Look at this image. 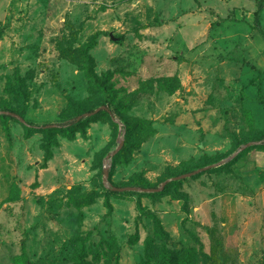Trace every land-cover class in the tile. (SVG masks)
<instances>
[{
  "label": "rangeland",
  "instance_id": "1",
  "mask_svg": "<svg viewBox=\"0 0 264 264\" xmlns=\"http://www.w3.org/2000/svg\"><path fill=\"white\" fill-rule=\"evenodd\" d=\"M257 1L0 0V264H74L108 244L106 264H141L149 238L196 249L193 264H264ZM91 44L110 97L83 69ZM101 105L119 122L102 110L78 124ZM5 111L55 126L30 134ZM122 139L110 183L151 188L262 143L160 191L117 192L104 162Z\"/></svg>",
  "mask_w": 264,
  "mask_h": 264
},
{
  "label": "trees",
  "instance_id": "2",
  "mask_svg": "<svg viewBox=\"0 0 264 264\" xmlns=\"http://www.w3.org/2000/svg\"><path fill=\"white\" fill-rule=\"evenodd\" d=\"M264 8V0L257 1V9L254 13L255 17V27L258 28L259 32L264 36V31L260 27L259 20L261 18L262 10ZM94 44L88 45L85 49L80 51V58L83 65V69L85 70L86 76L89 81L97 87L101 92L105 93L108 97L112 96L111 94V87L108 84L110 76L102 77L100 76L95 70V62L93 57L90 54V49L93 47ZM15 112V111H14ZM102 113V112H101ZM4 118H8L7 115H4ZM11 118V116H9ZM81 121V120H80ZM78 121L80 125L82 122ZM76 123V121H74ZM48 125H32L26 122L25 129L28 133L33 132H46L50 131L51 129L48 128ZM155 133V129L150 128V132L146 135V139L153 136ZM72 133H70L71 135ZM260 138H264V134L261 135ZM144 139V140H146ZM126 145L121 148V150L116 155V158H120L123 156V153L126 150ZM49 159V157L47 158ZM139 184V183H137ZM140 185V184H139ZM116 186V185H115ZM117 193V192H115ZM155 242L152 238H149V242L146 245V256L147 260H145L141 264H193L197 257L198 253L196 249H188L186 251L179 250L177 254H175L172 250L167 248L164 245H158L157 247L154 246ZM108 247L101 246L98 249L94 250L92 247L86 248L83 246L79 252L75 256V263L74 264H106L110 263L109 257V250L112 249V245L108 244ZM94 255L93 262L89 259L90 255Z\"/></svg>",
  "mask_w": 264,
  "mask_h": 264
},
{
  "label": "water",
  "instance_id": "3",
  "mask_svg": "<svg viewBox=\"0 0 264 264\" xmlns=\"http://www.w3.org/2000/svg\"><path fill=\"white\" fill-rule=\"evenodd\" d=\"M102 110H107L111 114L113 113L112 110L107 105H101L98 108H96V109H94V110H92L90 112H87V113H84L82 115H79L77 120L80 121L83 118L91 116V115H94V114H96V113H98V112H100ZM2 113L4 115H7V116H17L18 118L21 119V121L23 123L26 124V120L23 119L20 115L16 114L15 112L5 111V112H2ZM112 118H113V120L115 122H119V120L113 114H112ZM48 126L54 127L55 124H49ZM123 143H124V140L122 139L120 141V144L118 145L117 149L115 151H113L112 153H110L108 155L107 159L104 162V183L108 186V188H110L113 191H117V192H124V191H129V190H139V191H142V192H157V191H160V190L164 189L165 185L171 180H174V179L176 180V179H180V178H183V177L192 176L194 174H197V173H200L202 171H205V170L209 169L210 167H216L218 165H221V164L229 161L230 159H232L239 151L245 149L246 147L251 146V145L261 144L262 142L261 141H252V142L246 143L238 150L237 153L233 154L229 158H226V159L222 160L221 162H219L217 164H213L211 166L202 167V168H199V169H197L195 171L183 174L181 176H177V177H174V178L167 179V180H165L162 183L161 187H157V188H153V187L152 188L151 187H135V186H115V185L110 183V181H109V161H110L111 157L113 155H115L122 148Z\"/></svg>",
  "mask_w": 264,
  "mask_h": 264
},
{
  "label": "crops",
  "instance_id": "4",
  "mask_svg": "<svg viewBox=\"0 0 264 264\" xmlns=\"http://www.w3.org/2000/svg\"><path fill=\"white\" fill-rule=\"evenodd\" d=\"M255 1V0H254Z\"/></svg>",
  "mask_w": 264,
  "mask_h": 264
}]
</instances>
